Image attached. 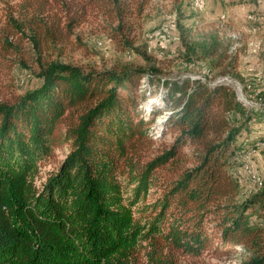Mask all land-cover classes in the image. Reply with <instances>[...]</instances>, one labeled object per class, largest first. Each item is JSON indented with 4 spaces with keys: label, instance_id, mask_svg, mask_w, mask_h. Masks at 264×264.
Returning a JSON list of instances; mask_svg holds the SVG:
<instances>
[{
    "label": "trees",
    "instance_id": "obj_1",
    "mask_svg": "<svg viewBox=\"0 0 264 264\" xmlns=\"http://www.w3.org/2000/svg\"><path fill=\"white\" fill-rule=\"evenodd\" d=\"M148 1L16 0L1 14L0 68L16 62L40 82L0 100V264H177L205 251L232 261L233 245L245 252L234 264H264V186L239 199L236 169L254 112L233 87L168 81L151 60L97 70L53 58L83 20L131 47ZM176 25L186 59L233 70L215 39L191 42ZM153 79L167 88L160 146L148 126L162 109L140 114ZM65 145L36 183L37 162Z\"/></svg>",
    "mask_w": 264,
    "mask_h": 264
},
{
    "label": "rangeland",
    "instance_id": "obj_2",
    "mask_svg": "<svg viewBox=\"0 0 264 264\" xmlns=\"http://www.w3.org/2000/svg\"><path fill=\"white\" fill-rule=\"evenodd\" d=\"M16 0H0V16ZM149 0L143 11L133 18L134 29L130 33L132 46H121L107 36L101 24L83 20L73 27L72 42L53 54L60 61L97 70L130 65L148 67L150 60L159 67V74L168 81L179 76L203 79L213 83L221 76L235 90L237 98L254 114L248 123V130L242 131L238 140L245 145L246 152L237 166L239 175L238 198L245 197L258 189V179L264 186V0ZM9 4V5H8ZM8 5V6H7ZM179 7V10L177 9ZM249 13L259 15V19L247 17ZM179 23L187 29L189 41L210 42L213 39L223 50L226 61L232 59L235 66L230 72L212 64L207 58L186 59L181 39ZM232 33L239 37V46L230 49ZM148 55L149 58H145ZM145 79V78H144ZM40 78L21 67L16 62L11 67L0 68V100L12 98L39 84ZM252 84V90L247 88ZM145 98L141 101L140 114L149 117L150 105L162 109L148 126L150 134L157 137L154 146L163 145L169 134H161L163 120L169 108L164 107L166 87L145 85ZM150 87V88H149ZM143 91L144 89H139ZM257 91V94L254 93ZM171 100V99H170ZM171 101L168 102L170 105ZM68 150V146L54 148L51 155L39 160L36 183L42 182L49 172L55 170ZM245 165L247 167L245 168ZM234 247V248H233ZM238 249L237 259L227 261L213 252H204L202 259L177 255V264H234L242 261L245 252L240 245L229 247ZM213 253V255H212Z\"/></svg>",
    "mask_w": 264,
    "mask_h": 264
},
{
    "label": "built area",
    "instance_id": "obj_3",
    "mask_svg": "<svg viewBox=\"0 0 264 264\" xmlns=\"http://www.w3.org/2000/svg\"><path fill=\"white\" fill-rule=\"evenodd\" d=\"M193 1L195 3H201V0H193ZM247 17L252 19V20H256V19H259L260 16L259 15H255L253 13H249L247 15ZM231 36H232V44L230 45V49L231 50H235L239 46V41H238L239 37L235 33H232ZM205 75H203V79H205V77H206ZM223 80H228V77L226 75L225 76H221V77H219V79H215L214 82L221 83V82H223ZM252 84L253 83H247L245 86L252 90ZM254 93L257 94V91H254ZM245 166L247 167V165H245ZM258 183H261V181L259 179H258Z\"/></svg>",
    "mask_w": 264,
    "mask_h": 264
}]
</instances>
